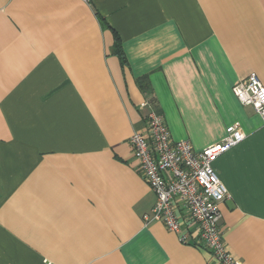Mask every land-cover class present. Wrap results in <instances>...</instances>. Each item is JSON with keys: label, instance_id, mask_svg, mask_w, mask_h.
<instances>
[{"label": "crops", "instance_id": "1", "mask_svg": "<svg viewBox=\"0 0 264 264\" xmlns=\"http://www.w3.org/2000/svg\"><path fill=\"white\" fill-rule=\"evenodd\" d=\"M251 74L264 86V0H0V264H220L142 218L145 101L195 151L239 123L217 224L264 264V122L232 93Z\"/></svg>", "mask_w": 264, "mask_h": 264}, {"label": "built area", "instance_id": "2", "mask_svg": "<svg viewBox=\"0 0 264 264\" xmlns=\"http://www.w3.org/2000/svg\"><path fill=\"white\" fill-rule=\"evenodd\" d=\"M259 81L255 74L248 75L236 82L232 93L264 122V86ZM139 108L147 109L144 130L133 133L128 142L140 176L155 196L143 220L162 223L181 242L202 248L220 264H239L217 224L220 204L228 195L212 166L215 159L244 140L239 123L228 125L219 142L195 151L189 141L171 139L163 116L149 101Z\"/></svg>", "mask_w": 264, "mask_h": 264}, {"label": "trees", "instance_id": "3", "mask_svg": "<svg viewBox=\"0 0 264 264\" xmlns=\"http://www.w3.org/2000/svg\"><path fill=\"white\" fill-rule=\"evenodd\" d=\"M112 50H113V52H114L115 54H117V55L120 57V59H122V61H123V56H122L121 47H120V40H119V38H118L117 36H114V45H113ZM141 81H142V80H140V83H142ZM142 89H143V88H142ZM144 92L147 93V90H145Z\"/></svg>", "mask_w": 264, "mask_h": 264}]
</instances>
